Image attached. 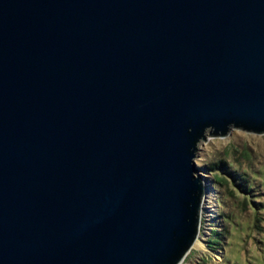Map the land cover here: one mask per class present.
Masks as SVG:
<instances>
[{"label":"water","instance_id":"obj_1","mask_svg":"<svg viewBox=\"0 0 264 264\" xmlns=\"http://www.w3.org/2000/svg\"><path fill=\"white\" fill-rule=\"evenodd\" d=\"M231 130L264 135V0H0V264H181Z\"/></svg>","mask_w":264,"mask_h":264},{"label":"rangeland","instance_id":"obj_2","mask_svg":"<svg viewBox=\"0 0 264 264\" xmlns=\"http://www.w3.org/2000/svg\"><path fill=\"white\" fill-rule=\"evenodd\" d=\"M216 159H225L239 165L240 169L250 172L264 170V135L256 136L231 130L225 138L209 137L208 141L202 142L195 157V166L198 169V174L208 186L201 215L203 223H201L202 231L200 232L199 242L202 247L200 249H192L191 252H195V254L190 259H185L181 264H264V228L260 231L259 222L255 226L251 223V226H254L252 227L253 230L245 228L243 224L249 221L251 216L249 207L247 205L244 208L238 207L239 199H236L235 195L228 196L224 186L215 191L213 190L217 195L210 189L209 181L213 179L212 175L214 173L207 175L202 168L207 162ZM224 195L228 197L226 198ZM217 197H222V201L226 204L227 210L225 212H232L237 216V223L232 229V236L229 238L228 243L223 245V252L219 250V246H216L217 252H210L205 240L207 239L206 234L211 227L219 230L218 225L214 223L217 219L215 212L217 209ZM210 257L212 261L220 262L222 259V262L211 263L209 261L211 260Z\"/></svg>","mask_w":264,"mask_h":264},{"label":"trees","instance_id":"obj_3","mask_svg":"<svg viewBox=\"0 0 264 264\" xmlns=\"http://www.w3.org/2000/svg\"><path fill=\"white\" fill-rule=\"evenodd\" d=\"M244 154H246L245 151ZM202 169L206 171L207 175H212L211 173H214L212 175L213 179L209 181L212 192L224 186L228 196L235 195L236 199H239V204H237L238 207L244 208L246 205L249 207L248 209L251 216L249 217V221L243 223L245 228L253 230L252 227L259 222L261 231L264 228V170L250 172L240 169L239 165L226 161L225 159L209 161L207 164H204V168ZM214 194L217 195L215 192ZM225 196L226 198L228 197L227 195H224V197ZM216 206L217 209L215 212L217 214V219L214 223L218 225L219 230H215L214 227H211L206 234L207 239L205 240V244L210 252H217L216 246H219V250L223 252V245L228 243L229 238L232 236V229L237 223V216L232 212H225L227 206L222 201V197L216 198ZM201 223H203V221H201ZM251 223L254 226H251ZM193 254H195V252H190L188 254L189 257H187V255L185 259H190ZM210 259L209 261L211 263L222 262V259L220 262H216L215 260L212 261L211 257Z\"/></svg>","mask_w":264,"mask_h":264},{"label":"bare ground","instance_id":"obj_4","mask_svg":"<svg viewBox=\"0 0 264 264\" xmlns=\"http://www.w3.org/2000/svg\"><path fill=\"white\" fill-rule=\"evenodd\" d=\"M202 247V244L197 241L195 244H194V248H197V249H200Z\"/></svg>","mask_w":264,"mask_h":264}]
</instances>
